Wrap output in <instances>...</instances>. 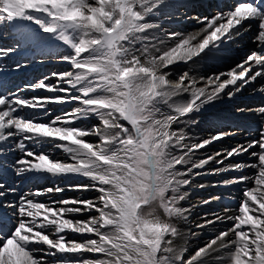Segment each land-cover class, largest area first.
<instances>
[{
    "label": "snow or ice",
    "instance_id": "obj_1",
    "mask_svg": "<svg viewBox=\"0 0 264 264\" xmlns=\"http://www.w3.org/2000/svg\"><path fill=\"white\" fill-rule=\"evenodd\" d=\"M187 6L0 0V39L11 42L0 47V264H264V105L236 108L255 112L260 127L235 147L208 151L239 129L188 131L218 103L264 96V0L210 16L173 11ZM173 19L200 27H161ZM253 32L244 59L203 71ZM49 61L68 69L13 86L14 74ZM201 176H225L211 187L240 185L242 195L224 208L230 215L204 214L195 229L227 227L189 251L203 232L180 225L222 199L187 203L208 187L193 184ZM41 181L50 186L28 187Z\"/></svg>",
    "mask_w": 264,
    "mask_h": 264
},
{
    "label": "bare ground",
    "instance_id": "obj_2",
    "mask_svg": "<svg viewBox=\"0 0 264 264\" xmlns=\"http://www.w3.org/2000/svg\"><path fill=\"white\" fill-rule=\"evenodd\" d=\"M198 27H194L192 29H196ZM255 33H251L248 34L249 35V40L246 41L247 45L243 46V49L245 52V54L243 55V59L247 54H250L251 51L255 50V45L252 42V36ZM245 39L247 38L246 36L244 37ZM4 45H8L9 43L6 42H2ZM237 50H242V48L240 47ZM209 65L213 66L214 68H220V69H224L226 70L228 67H230V65H224L221 66L218 62H214L213 64H208L204 67V72L207 73ZM176 69V74H178L179 72L186 70V66H174ZM243 96H250V100L246 103V105L248 106H253V108L260 106V105H264V96H260L259 94H250L249 92H244L243 95L238 96V98L235 100V102H232L234 104L240 103V98ZM231 102V101H230ZM256 103H260V105H255ZM221 104V103H219ZM217 104V106L219 105ZM216 106V107H217ZM215 108H211V112L216 110ZM236 114L233 116H229V117H224V118H217L220 121L224 122V125L222 126H218L217 124H215L212 121V118L209 114L204 113L202 116H197L196 118L199 119L200 123L194 128V129H189L188 131L193 132L196 135H199L201 137H207V134H215L216 132H220V131H235L237 129H239L238 133L236 135L230 136L228 138H226L224 141L222 142H217L214 145L209 146L208 151L210 153H214L216 151H220L221 149H229L232 147H235L237 144H242L245 143L248 140L254 139L257 137L258 132L257 130L260 127V122H258V124L255 123H250L247 124L245 126H241L244 125V123H247L248 121H256L253 118H259L256 115H247L249 113L246 114ZM244 122V123H242ZM203 125H205V132L202 134L201 130L204 129ZM240 132H242L243 134L240 135ZM248 137V138H245ZM61 159H63L64 157L61 156L60 154H57ZM200 158V157H197ZM242 159H247V157H243ZM212 167H214V165H212ZM252 170L248 169L246 170L247 174H251ZM236 173H231L230 175H235ZM210 180L209 181H220L222 179L225 178V176H209ZM46 186H50L47 183H43L41 185H31L28 187H32V188H42V187H46ZM63 195L67 196V197H71V196H76L79 195V193L77 192H66ZM85 196H94L96 195L95 193H84ZM216 195H220L222 197V199L220 201H216L213 202L210 205H206V206H202V207H195L192 209V216H191V223L190 224H181L180 227L182 230H186L187 228L191 227L194 231H201L203 232V235L196 237V238H192L189 241V251L194 250L196 247L202 246L203 243L211 238L212 236L216 235L218 232L225 230V228L227 227V225L224 224H217L216 226H214V230L213 231H209L208 229H203V230H198L195 229V225L198 223H202V217L204 216L205 213H212V212H220L221 214L224 215H230L231 213H224V208L226 206H232L235 207L236 204L235 202L232 201V197L235 198L236 201L239 200V198L242 195L241 192V186L240 185H233L231 188H224V187H211V184L208 185V187H206L205 189H200V190H196V191H192L191 196L189 197L188 200V204L191 205H199L200 202L204 199H207L210 196H216ZM225 196H229L228 198H226ZM201 198V200H200ZM43 199V198H42ZM227 201V203H226ZM209 219H211L212 217L209 216ZM180 243H183V240L179 241ZM216 255H221V253H217Z\"/></svg>",
    "mask_w": 264,
    "mask_h": 264
},
{
    "label": "rangeland",
    "instance_id": "obj_3",
    "mask_svg": "<svg viewBox=\"0 0 264 264\" xmlns=\"http://www.w3.org/2000/svg\"><path fill=\"white\" fill-rule=\"evenodd\" d=\"M240 134H243V133H240ZM226 198H228L229 196H225Z\"/></svg>",
    "mask_w": 264,
    "mask_h": 264
}]
</instances>
